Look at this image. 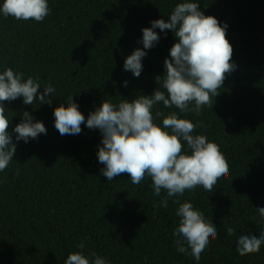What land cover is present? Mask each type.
<instances>
[{
    "label": "trees",
    "instance_id": "1",
    "mask_svg": "<svg viewBox=\"0 0 264 264\" xmlns=\"http://www.w3.org/2000/svg\"><path fill=\"white\" fill-rule=\"evenodd\" d=\"M2 2V0H0ZM182 0H49L43 22L0 16V71L11 67L25 79L39 77L51 83V105H24L22 98L5 102L9 131L21 122L22 113L42 121L47 134L29 143L20 141L16 155L0 172V264H65L79 252L106 258L109 264H197L179 254L172 235L179 224L177 204L159 207L152 180L139 185L121 173L108 182L101 174L97 152L99 129L84 124L77 135H60L54 127V109L67 100L79 104L85 121L106 100L132 101L152 95L163 77L164 61L177 42L170 30L147 51L143 72L135 77L124 71L125 59L142 48V29L151 21L168 17ZM206 16L229 25L226 38L233 47L236 72L226 79L222 93L212 98L199 115L180 118L203 126L204 135L219 145L230 175L215 193L203 189L185 192L206 220L217 227L218 238L200 264H264V246L257 254L240 256V235L264 232V0H199ZM127 81V87L124 82ZM162 84V80H161ZM161 90H163L161 88ZM43 89H41V92ZM156 110L164 116L179 110ZM161 117L155 122L162 124ZM17 134L13 132V142ZM235 234L228 237L226 228Z\"/></svg>",
    "mask_w": 264,
    "mask_h": 264
},
{
    "label": "clouds",
    "instance_id": "2",
    "mask_svg": "<svg viewBox=\"0 0 264 264\" xmlns=\"http://www.w3.org/2000/svg\"><path fill=\"white\" fill-rule=\"evenodd\" d=\"M49 0H2L0 16L17 20L43 22L50 15ZM229 25L221 23L216 17L206 16L200 10L199 0H182L178 3L165 22L164 19L151 21L150 28L142 29V39L137 48L125 59L123 69L140 77L143 60L147 51L155 47L161 35L167 37L170 30L177 42L170 49V58L164 61V75L157 77L159 87L152 95H141L129 101L118 103L104 100L100 107L85 115L79 104L69 97L67 107L61 103L54 109V127L60 135H77L84 124L90 130L99 129L102 142L97 152L101 174L108 182L121 173L130 174L133 184L139 185L145 177L152 180L151 188L155 197H162L159 207L168 208L169 200L177 204L176 216L179 224L173 230V243L176 251L193 257L197 264L211 251V243L218 238L217 227L208 222L204 214L188 201L181 203L179 197L185 192L195 193L203 189L215 193L229 177L230 169L215 142L204 135H194V129L203 125L197 121L180 118V114L199 115L204 106L213 108L212 98L220 96L225 81L236 72L233 62V47L226 38ZM162 80V84H161ZM128 82H124L127 87ZM161 88L163 90H161ZM41 89L43 91L41 92ZM56 92L49 83L41 86L39 77L25 79L24 73L11 67L0 71V172H4L16 155L20 141L29 143L47 134L44 123L29 112L22 113L21 122L9 131L10 120L5 102L22 98L24 105L48 104L53 100L49 94ZM176 108L164 116L156 110ZM161 117L162 124L155 121ZM264 219V207L256 208ZM228 237L235 234L231 226L226 228ZM264 246V232L256 235H240L236 251L240 256L260 252ZM70 253L65 264H109L106 258L91 253L86 256L82 251Z\"/></svg>",
    "mask_w": 264,
    "mask_h": 264
}]
</instances>
